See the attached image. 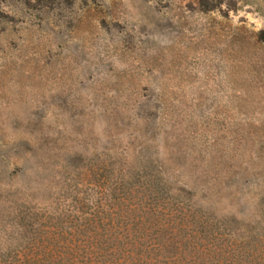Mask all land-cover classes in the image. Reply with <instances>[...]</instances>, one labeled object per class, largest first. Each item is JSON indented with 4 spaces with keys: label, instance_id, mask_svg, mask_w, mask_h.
I'll return each instance as SVG.
<instances>
[{
    "label": "rangeland",
    "instance_id": "1",
    "mask_svg": "<svg viewBox=\"0 0 264 264\" xmlns=\"http://www.w3.org/2000/svg\"><path fill=\"white\" fill-rule=\"evenodd\" d=\"M129 194L264 264V0H0V262Z\"/></svg>",
    "mask_w": 264,
    "mask_h": 264
},
{
    "label": "trees",
    "instance_id": "2",
    "mask_svg": "<svg viewBox=\"0 0 264 264\" xmlns=\"http://www.w3.org/2000/svg\"><path fill=\"white\" fill-rule=\"evenodd\" d=\"M130 194L122 198V216L23 224L22 264H235L227 228L204 216H167L160 204Z\"/></svg>",
    "mask_w": 264,
    "mask_h": 264
}]
</instances>
